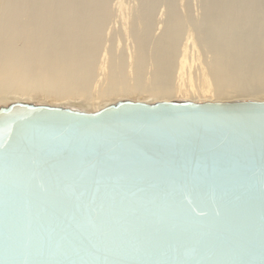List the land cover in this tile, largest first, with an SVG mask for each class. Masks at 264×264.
<instances>
[{
  "label": "water",
  "instance_id": "1",
  "mask_svg": "<svg viewBox=\"0 0 264 264\" xmlns=\"http://www.w3.org/2000/svg\"><path fill=\"white\" fill-rule=\"evenodd\" d=\"M0 264H264V102L1 107Z\"/></svg>",
  "mask_w": 264,
  "mask_h": 264
},
{
  "label": "bare ground",
  "instance_id": "2",
  "mask_svg": "<svg viewBox=\"0 0 264 264\" xmlns=\"http://www.w3.org/2000/svg\"><path fill=\"white\" fill-rule=\"evenodd\" d=\"M111 2L0 0V108L264 102V0Z\"/></svg>",
  "mask_w": 264,
  "mask_h": 264
},
{
  "label": "rangeland",
  "instance_id": "3",
  "mask_svg": "<svg viewBox=\"0 0 264 264\" xmlns=\"http://www.w3.org/2000/svg\"><path fill=\"white\" fill-rule=\"evenodd\" d=\"M113 1H115V0H112V2H113ZM112 2H111V3H112ZM195 2H196V1H194V3H195ZM113 3H114V2H113ZM194 3H192V4L194 5ZM111 6L113 7L114 4L111 5ZM194 8H195V5H194V7H193V11L197 10V8H195V10H194ZM159 11H161V12H159V13H163L162 10H159ZM161 15H162V14H160L159 16H161ZM157 16H158V13H157ZM111 19H113V18H111ZM111 21H112V20H111ZM113 21H114V19H113ZM108 23H110V25H108ZM111 23H112V22H110V19H109V22H107L106 25H105V27H106L107 25H108V27H106V28L104 27V31H105L104 35H105V36H106L107 31H109V29H110V27H111ZM112 25H113V23H112ZM112 27H114V25H113ZM108 28H109V29H108ZM115 28H116V27H115ZM105 29H106V30H105ZM107 36H108V33H107ZM107 36H106V38H108Z\"/></svg>",
  "mask_w": 264,
  "mask_h": 264
}]
</instances>
